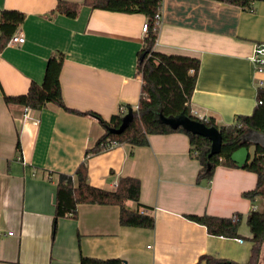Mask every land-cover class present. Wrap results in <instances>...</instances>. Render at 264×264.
Returning <instances> with one entry per match:
<instances>
[{
	"label": "crops",
	"instance_id": "0c3cea01",
	"mask_svg": "<svg viewBox=\"0 0 264 264\" xmlns=\"http://www.w3.org/2000/svg\"><path fill=\"white\" fill-rule=\"evenodd\" d=\"M57 2L0 0V15L4 9L26 15L17 29L25 41L0 48V264H78L82 256L118 257L123 264H208L206 255L247 262L248 225L240 227L243 238L217 236L186 214L246 216L257 203L243 192L255 188L257 174L219 165L210 180L198 182L200 163L179 131L151 134L148 145L117 144L88 159L93 186L114 189L121 177L139 178L140 201L149 207L141 210L155 217L153 228L122 226L118 205L84 203L77 217H60L53 233L59 175L73 174L105 132L94 115L109 119L124 107H138L137 64L147 21L143 13L87 5L70 17L56 11ZM260 42L264 1L253 10L223 0L162 1L155 49L200 59L192 112L218 126L233 124L257 105L264 71L251 57ZM57 52L64 55V102L85 113L48 103L25 118V107L7 103L4 95L42 83ZM255 133L248 129L244 140L253 141Z\"/></svg>",
	"mask_w": 264,
	"mask_h": 264
},
{
	"label": "trees",
	"instance_id": "16d2710c",
	"mask_svg": "<svg viewBox=\"0 0 264 264\" xmlns=\"http://www.w3.org/2000/svg\"><path fill=\"white\" fill-rule=\"evenodd\" d=\"M163 0H83L81 2L58 0L56 11L67 16L75 17L82 6L100 8L125 13H143L146 15L149 28L145 32L143 47L139 52L137 72L142 79L141 94L138 107L133 110L134 119L121 133H112L111 127H119L125 109L114 113L109 119L95 114L104 126L105 132L96 140L95 144L85 152L84 159L77 166L73 174L61 173L57 183L55 198V215L53 233L56 231L60 217H77L80 204H115L120 207V223L122 226L153 228L155 217L142 211L148 209L140 201L141 182L139 178L124 176L119 179L114 189L93 186L89 182L88 159L90 156L101 153L117 144L129 143L133 146L149 144V135L184 132L190 141L191 155L200 163L197 181L210 180L217 166L240 167L232 159V154L242 146L254 148L250 151L249 160L240 168L253 171L257 174L255 188L243 192V195L252 202L264 197V146L244 140L248 129L264 132V102L257 103L249 115H238L233 124L218 126L214 118H199L192 112L191 99L194 93L200 59L183 54H166L155 49L158 37L156 18L162 12ZM231 4L240 5L247 10H253L256 2L264 0H223ZM25 13L15 9H4L0 15L1 41L3 48L9 38L25 20ZM64 63L61 52L53 53L47 62L45 76L42 83L32 82L26 93L19 95H4L7 103H18L31 109H42L48 103H55L66 110L85 113L68 107L63 99L60 73ZM264 100V88H259L257 100ZM184 114L205 122L208 126H216L223 137L220 153L210 155L211 140L208 137L187 131L183 127L173 129L164 123L161 115L177 116ZM17 146L20 147L19 141ZM111 146V147H110ZM132 201L134 206L127 202ZM186 217L206 226L212 235L230 238H243L240 233L242 221H246L251 231L248 240L252 241L249 259L240 263L231 259L206 255L203 259L208 264H258L261 248L264 243V208L251 209L244 216L240 212L232 216H214L204 214H186ZM1 238V235H0ZM123 259L98 258L82 256L78 264H123Z\"/></svg>",
	"mask_w": 264,
	"mask_h": 264
},
{
	"label": "water",
	"instance_id": "95a60500",
	"mask_svg": "<svg viewBox=\"0 0 264 264\" xmlns=\"http://www.w3.org/2000/svg\"><path fill=\"white\" fill-rule=\"evenodd\" d=\"M134 119L133 108H129L127 113L122 118V123L119 127H111L110 131L112 133H121L123 132L130 124V122ZM161 119L164 123L171 126L173 129H177L178 127H183L187 131H190L195 134H199L205 137H208L211 140V152L210 155L218 154L222 148L223 137L220 129L216 126H208L205 122L191 118L184 114H180L177 116H163L161 115ZM255 134L264 132H259L255 130ZM253 140V139H252ZM255 144L260 143L264 146L263 142L258 140L251 141ZM250 158V150L248 146H242L238 150H236L232 154V159L237 163L238 166L242 167Z\"/></svg>",
	"mask_w": 264,
	"mask_h": 264
},
{
	"label": "built area",
	"instance_id": "2783aa9c",
	"mask_svg": "<svg viewBox=\"0 0 264 264\" xmlns=\"http://www.w3.org/2000/svg\"><path fill=\"white\" fill-rule=\"evenodd\" d=\"M160 22H161V13H159L157 15V18H156V23L155 24H156V26L158 28H159ZM148 28H149V25H148V22L146 21L143 24V26H142V32L145 34V32H147ZM24 41H25L24 34L22 32H20V31L17 30L9 38L7 44H9V45H18L20 43H23ZM251 59H252L254 65H255V68H256L257 71H259V72L264 71V42H260V43H256L255 44V46H254V52L252 54ZM263 102H264L263 99L257 100V103H259V104H262ZM122 109H125V107L122 108ZM30 110H31L30 107H25L24 108V117L25 118H30V114H29ZM252 209L256 210L257 209V206L254 205L252 207ZM241 241H242V239H241Z\"/></svg>",
	"mask_w": 264,
	"mask_h": 264
},
{
	"label": "rangeland",
	"instance_id": "374dc122",
	"mask_svg": "<svg viewBox=\"0 0 264 264\" xmlns=\"http://www.w3.org/2000/svg\"><path fill=\"white\" fill-rule=\"evenodd\" d=\"M254 136L255 135L253 134L251 136V138L254 139ZM251 152L253 153V149H252ZM263 199H264V197H263ZM256 203H257V208H259L260 210H262L264 208V201H263V204H262V201L259 199V200L256 201ZM245 225L247 226V223L244 220V221H242V224H241L240 227H243L244 228ZM258 264H264V243H263L262 248H261V253H260V256H259V262H258Z\"/></svg>",
	"mask_w": 264,
	"mask_h": 264
},
{
	"label": "flooded vegetation",
	"instance_id": "af4514ba",
	"mask_svg": "<svg viewBox=\"0 0 264 264\" xmlns=\"http://www.w3.org/2000/svg\"><path fill=\"white\" fill-rule=\"evenodd\" d=\"M254 139L253 140H258L260 142L264 143V134L258 133V134H254Z\"/></svg>",
	"mask_w": 264,
	"mask_h": 264
}]
</instances>
